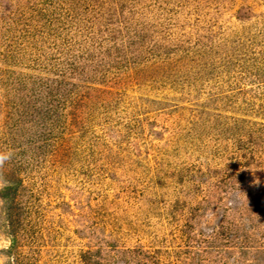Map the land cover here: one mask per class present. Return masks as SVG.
<instances>
[{"label": "rangeland", "instance_id": "374dc122", "mask_svg": "<svg viewBox=\"0 0 264 264\" xmlns=\"http://www.w3.org/2000/svg\"><path fill=\"white\" fill-rule=\"evenodd\" d=\"M0 264H264V0H0Z\"/></svg>", "mask_w": 264, "mask_h": 264}, {"label": "clouds", "instance_id": "9594fccd", "mask_svg": "<svg viewBox=\"0 0 264 264\" xmlns=\"http://www.w3.org/2000/svg\"><path fill=\"white\" fill-rule=\"evenodd\" d=\"M12 151H0V167H3L5 163L9 162L13 158ZM7 186V181L0 177V190Z\"/></svg>", "mask_w": 264, "mask_h": 264}]
</instances>
